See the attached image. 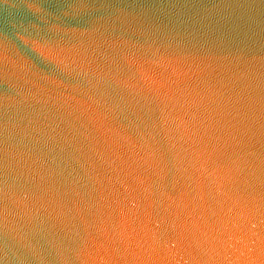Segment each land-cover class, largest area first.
I'll return each mask as SVG.
<instances>
[{
	"label": "water",
	"instance_id": "water-1",
	"mask_svg": "<svg viewBox=\"0 0 264 264\" xmlns=\"http://www.w3.org/2000/svg\"><path fill=\"white\" fill-rule=\"evenodd\" d=\"M0 264H264V0H0Z\"/></svg>",
	"mask_w": 264,
	"mask_h": 264
}]
</instances>
